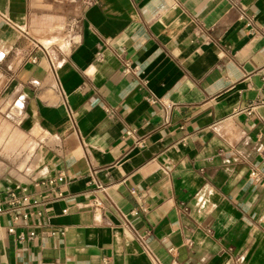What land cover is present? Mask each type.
<instances>
[{
  "label": "crops",
  "instance_id": "obj_1",
  "mask_svg": "<svg viewBox=\"0 0 264 264\" xmlns=\"http://www.w3.org/2000/svg\"><path fill=\"white\" fill-rule=\"evenodd\" d=\"M252 167L264 0H0V264H264Z\"/></svg>",
  "mask_w": 264,
  "mask_h": 264
},
{
  "label": "built area",
  "instance_id": "obj_2",
  "mask_svg": "<svg viewBox=\"0 0 264 264\" xmlns=\"http://www.w3.org/2000/svg\"><path fill=\"white\" fill-rule=\"evenodd\" d=\"M50 63L53 65V62L51 60ZM156 100L157 99L153 97L148 98V101L150 102H154ZM163 105H164V114L162 118L164 122H167L168 121L167 111L170 108V104L164 103ZM248 176L252 181V183L256 185L264 186V172H261L257 167H252L249 171ZM56 178L58 180H62L63 176L58 175ZM28 200H29V196L26 193L25 189H21L20 192L18 191L17 188L0 191V215L8 212H16L21 210L28 202ZM12 231H13L12 227L8 228V232H12ZM208 231L210 230L208 229ZM173 250H174L173 247L168 248L169 253H172ZM155 264H161V263L157 261ZM170 264H179V263L175 259H173Z\"/></svg>",
  "mask_w": 264,
  "mask_h": 264
}]
</instances>
